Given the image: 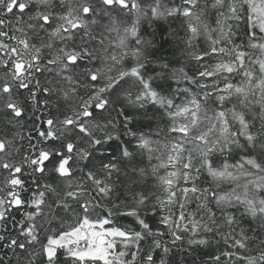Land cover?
I'll list each match as a JSON object with an SVG mask.
<instances>
[{"label": "snow or ice", "instance_id": "obj_1", "mask_svg": "<svg viewBox=\"0 0 264 264\" xmlns=\"http://www.w3.org/2000/svg\"><path fill=\"white\" fill-rule=\"evenodd\" d=\"M205 248L264 264V0H0V264Z\"/></svg>", "mask_w": 264, "mask_h": 264}, {"label": "trees", "instance_id": "obj_2", "mask_svg": "<svg viewBox=\"0 0 264 264\" xmlns=\"http://www.w3.org/2000/svg\"><path fill=\"white\" fill-rule=\"evenodd\" d=\"M182 36L180 21L168 19L160 21L147 29L146 38L152 41V60L150 65L146 66V72L149 75L162 71L161 63H168L171 68L184 66L187 68L191 65L185 63L184 56L181 52V46L178 44L179 38ZM158 85L167 86L171 83L173 87L175 84L171 81L157 80ZM124 224H132L131 218L122 219L120 221ZM247 223L242 224V227L247 228ZM209 249H198L194 252H180L179 249H174L177 253V259H182L184 264H203L207 259L206 253Z\"/></svg>", "mask_w": 264, "mask_h": 264}]
</instances>
